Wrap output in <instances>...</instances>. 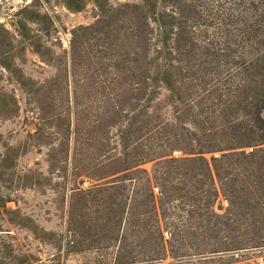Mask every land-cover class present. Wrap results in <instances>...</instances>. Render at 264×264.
Wrapping results in <instances>:
<instances>
[{"label": "rangeland", "instance_id": "rangeland-1", "mask_svg": "<svg viewBox=\"0 0 264 264\" xmlns=\"http://www.w3.org/2000/svg\"><path fill=\"white\" fill-rule=\"evenodd\" d=\"M0 264H264V0H0Z\"/></svg>", "mask_w": 264, "mask_h": 264}]
</instances>
